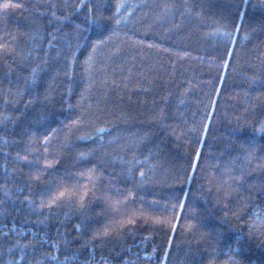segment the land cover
I'll return each instance as SVG.
<instances>
[{
	"label": "trees",
	"instance_id": "trees-1",
	"mask_svg": "<svg viewBox=\"0 0 264 264\" xmlns=\"http://www.w3.org/2000/svg\"><path fill=\"white\" fill-rule=\"evenodd\" d=\"M79 2L0 0V6L22 5L0 7V44L11 49L0 51V264H55L43 251L64 264H264V134L255 131L264 121V0H249L243 18L235 10L244 7L241 0H123L119 25L111 18L117 0H99L103 8L93 15L108 18L99 26L83 23L86 8L62 27L49 23L53 12L64 15L72 11L66 3ZM76 24L87 29L79 38ZM98 39L104 43L93 51ZM149 149L155 158L145 169L157 167L126 206L111 208L105 197L110 203L123 196L109 191V174L128 187L117 174L132 151L142 159ZM177 168L193 180L176 183ZM225 168L231 176L242 174L243 183L229 180ZM61 186L75 195L47 227L20 203L30 192ZM181 189H190L183 211L173 209ZM84 194L86 207L75 212ZM132 212L137 222L125 226L123 238L86 243L94 230L115 227ZM193 216L200 221L195 231L187 228ZM85 217L88 229L79 239L51 248L47 240L63 239L58 233L78 236L74 225ZM33 239L43 248L23 251Z\"/></svg>",
	"mask_w": 264,
	"mask_h": 264
},
{
	"label": "snow or ice",
	"instance_id": "snow-or-ice-1",
	"mask_svg": "<svg viewBox=\"0 0 264 264\" xmlns=\"http://www.w3.org/2000/svg\"><path fill=\"white\" fill-rule=\"evenodd\" d=\"M241 3L243 4V8L240 7V4H237L235 6V10L238 14L239 17L243 18L247 13L245 11V9L247 8L248 4H249V0H241ZM124 3L123 0H117V3L114 4V9L115 11L112 14V19H114V23L119 25L121 23V19L119 18H115L116 17V13H119L121 8L124 7ZM255 6V5H253ZM262 6H264V3H262ZM5 9L9 8V7H22V5L20 4H11V3H5L2 6ZM64 7L67 8H71L72 11H68L66 12L64 15L61 16H57L55 12L52 13L53 16V20L49 21V23L52 24H59L61 25V27L63 26L64 22H71V19L73 17L74 14H76L80 9L86 8L87 9V13L84 16V20L83 23L85 25H88L89 23L91 24H95L97 26H99L100 22L102 21V19H108L106 17H102V15H93L94 12L99 13L101 11V9L103 8V5L99 2V0H88V2L86 3L85 0H80V2L78 4H65ZM165 7H170L169 5H165ZM187 7V5H186ZM197 15H199L200 13L197 12ZM178 27V25H177ZM234 27L239 30V28L241 27L240 24L236 23L234 24ZM61 29L59 27L54 28V31L59 32ZM87 31L86 28L82 29L81 24H76L74 27V31L76 32L77 38H79L80 32L81 31ZM260 30L264 31V23L261 24L260 26ZM225 35L229 36L230 39H233V37H231L230 33H225ZM109 37H104V40H107ZM53 39H55V37H53ZM12 40H15V37H12ZM104 40H96L92 43V49L93 51L96 49L97 45H100L102 43H104ZM10 47L9 44L4 43V44H0V51H10ZM234 51V49H226V54L231 57L232 52ZM227 60L224 61V66L227 67L228 65ZM38 73V68L34 67L31 70V76H32V81L30 82H34L35 80V76ZM223 80V77H221V81ZM29 82V83H30ZM215 91L217 92V94H219L220 89L217 88L215 89ZM32 101H29L28 103H31ZM212 105H213V109L214 106L216 104L215 100L211 101ZM212 113H208L209 118L211 117ZM73 124L76 123V121L72 122ZM202 129L204 131V133H207L208 128H209V124H203ZM56 130L53 129V132H55ZM98 132H103L105 131L103 128H100L97 130ZM190 131H196L195 128L190 129ZM255 131L264 134V121H262L260 123V126L255 129ZM51 133H49L48 135H45L43 137V141L42 143L44 145H46L49 142ZM89 139H92V137H88ZM146 138V134L145 136L141 137L138 140V143L143 145L144 140ZM201 143H203V140L201 139ZM158 151V150H157ZM45 152H47V148L45 147ZM81 157H83L85 155V153L81 152L79 154ZM132 155V159L127 161V167L122 169L120 173H118L117 175L119 176L120 179V183H123L124 185H127L128 187L125 188H121L119 186V184L117 183L116 180V176H113L111 173L109 174V178H108V184L110 186H114V187H110L109 191L110 192H114L118 195L123 196V199L117 200V201H112L109 203V197L106 196L105 197V202L106 204H109V206L113 209H115L117 204L120 205H125L127 204L129 197H134V190L136 189H140L142 187V185L146 182L147 178H148V171L154 169L155 167H157V164L153 163V164H149L148 169H145V162L149 161L150 159H154V154L153 151L151 149L148 150V154L147 155H143L142 159L137 158V154L135 151H132L131 153ZM196 160L198 161L200 156H201V152L200 150H196ZM17 158L21 161H28V155H24L21 156L19 153H17ZM57 163H59V161H57ZM47 167H52L51 164H48ZM189 167L191 168L192 172L194 173L198 167V164L193 162L190 163ZM137 168H139V172L137 175ZM90 173L95 172V166L89 170ZM232 172V169L229 168H225L223 175H227L229 176V180H231L232 182H236V183H243V175L241 174L239 177H235V176H231L230 173ZM71 175V174H69ZM80 175H83V173H80ZM36 179H38V176L35 177ZM174 180L176 183L178 184H184L186 182H191L193 180V175L187 171L184 170L183 172H181L180 168L176 169V173L174 176ZM224 183H228V181H224ZM220 189L218 188L217 191H219ZM182 192V196L183 198L180 197V195H177L176 200H177V204L173 205V209H175L177 207V205L179 206V208L181 209V211H183V209L187 206L188 203V197H189V193H190V189L185 190V189H181L180 190ZM261 192H264V187H262L260 189ZM124 193H127L126 195ZM5 195L8 196L9 193L6 191ZM34 195H37L39 197V202L37 203V201L35 199H33L32 197ZM75 195V193H69L68 189L64 186H61L58 190H53L52 188H46L44 190H42L39 193H29V195H26L23 197L22 200H20L21 204H24L25 202H27L28 205V213L29 214H33V213H39L38 216V220L37 222L40 223L41 225H45V227L48 226V222L50 221V219L52 218V216L55 215V210L58 208H62L64 207L66 204L71 205V200H72V196ZM85 195H80L79 198L76 200V204L74 206V211L75 212H82L85 207H86V200H85ZM225 197H229L231 195L230 192H225L224 193ZM47 209V213L45 214L42 210ZM19 211V209H18ZM238 214V213H234ZM136 216L135 212H132L131 214H129L127 216L126 219H121L118 221H114L113 223L115 224V227H110V226H105L103 229H97L94 230L92 232V234L88 237V240L86 241V243L91 242V241H96V240H100L103 241L104 239L111 237V236H115L116 238H123V230L125 229L126 225H135L136 224V219L134 218ZM178 219V217H177ZM251 219V218H250ZM193 220H195L196 222H189L187 225V228L189 230H193L195 231L198 226H200V221L196 219L195 216H193ZM156 223L158 224H164V223H169V221L167 220H158L156 221ZM83 225V230L81 228V226ZM74 229L78 232V236L73 237L71 240L68 239L67 237V231L70 230H66L65 233H58V236L63 237V239H54V240H47V238H45L47 240L48 243L51 244V248L55 251H59L60 249V245L64 244L66 247H70L71 243L73 240L75 239H79L80 236L83 234V231H86L88 229V220L87 217H85L83 220H81L80 223L75 224L74 225ZM174 229V226H173ZM5 236H7V234H4ZM43 237V233L40 234ZM205 234L201 233V238H203ZM171 240L168 241V245L171 246ZM16 244H19V241L16 242ZM16 244H13L12 247H15ZM29 247H31V249L33 251L37 250V249H42L43 248V244L41 242V240L38 239H33V240H29L28 243L24 244L21 246L23 251H26L29 249ZM42 256L45 257H49L51 259V261H54L55 264H64V261H60L59 257L57 255L54 254L53 251H43ZM168 256V252L165 249L164 251V257L166 258ZM69 259V257L65 256V261H67ZM14 264V262H13ZM34 264H40V261L37 260L34 262ZM160 264H163V261H160ZM209 264H211V261L209 262Z\"/></svg>",
	"mask_w": 264,
	"mask_h": 264
}]
</instances>
